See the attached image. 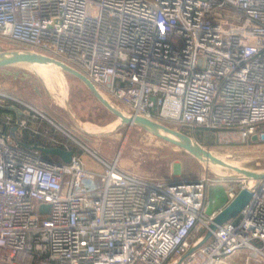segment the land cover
I'll list each match as a JSON object with an SVG mask.
<instances>
[{
  "label": "built area",
  "instance_id": "1",
  "mask_svg": "<svg viewBox=\"0 0 264 264\" xmlns=\"http://www.w3.org/2000/svg\"><path fill=\"white\" fill-rule=\"evenodd\" d=\"M0 41L75 69L128 117L264 142V0H0ZM0 102V264H227L240 251L264 264V180L236 176L208 214L210 179L129 173L28 102ZM49 125L102 171L34 149L73 151ZM244 188L248 203L211 231Z\"/></svg>",
  "mask_w": 264,
  "mask_h": 264
},
{
  "label": "rangeland",
  "instance_id": "2",
  "mask_svg": "<svg viewBox=\"0 0 264 264\" xmlns=\"http://www.w3.org/2000/svg\"><path fill=\"white\" fill-rule=\"evenodd\" d=\"M12 52L33 53L26 47L0 41V54ZM37 65L47 69L55 76L53 83L56 89L60 90L61 99L65 96L64 107L49 95L51 91H48L46 83L41 81L40 73L27 65L20 64L0 68V92L16 96L33 105L65 134L82 144L103 162L109 164L118 159V167L121 170L170 182H186L199 178L210 179L213 184L210 183L208 188L221 187L224 195L230 189H237L235 177L238 175L229 169L225 170L215 166V170L211 165L209 166L184 150L162 141L136 125L130 126L120 122L116 127L109 128L120 120L107 111L85 85L61 72L54 65ZM104 99L106 98L104 97ZM108 100L113 107L123 112L120 105L109 98ZM62 103L64 104L63 100ZM0 105H2L1 102ZM82 124L92 129H100L102 132L93 135L87 134L81 130ZM159 124L182 134L186 133L194 143L236 169H245L256 173L264 172V142L251 139L242 143L237 139H223L218 138L215 134L209 135L202 129L178 128L169 123ZM46 128L66 139L77 150L79 149L89 168L93 167L99 172L102 171V167L97 166L96 162L86 152L80 150L74 142H71L63 132L52 125ZM260 128L264 130V125ZM194 131L201 134V139ZM53 162H57V160L54 159ZM208 188L205 193L206 201H208ZM246 254L245 251H240L231 257L233 260L228 259L227 264H243ZM251 264L258 263L252 261Z\"/></svg>",
  "mask_w": 264,
  "mask_h": 264
},
{
  "label": "water",
  "instance_id": "3",
  "mask_svg": "<svg viewBox=\"0 0 264 264\" xmlns=\"http://www.w3.org/2000/svg\"><path fill=\"white\" fill-rule=\"evenodd\" d=\"M20 64H39V65L51 64V65H54V66L58 67L61 70V72L73 77L74 79L78 80L83 85H85V87L94 96V98L107 111H109L115 118H118L122 124L130 125V126L136 125V126L142 128L143 130L151 133L155 137L161 139L162 141H165L169 144H172V145L184 150L185 152H187L188 154H190L191 156H193L194 158H196L198 160L202 161L204 159V160H206V162L209 161L210 163L222 165L224 167H227V169H232V170L236 171V173H238V174H240L246 178H249V179L264 180V172L256 173V172L248 171L245 169H235V168L227 165L226 163L218 160L217 158L213 157L210 154V151L205 150L204 148L199 146L197 143L193 144V141L190 137H188L185 134L180 133L179 131L172 130V129H170V128L162 125V124H159V123L154 122V121H150V120L142 118V117H138V116L128 117V116L124 115L121 111H119L118 109L113 107L112 104H110V102H108L106 99H104L98 93V91L96 90L94 85L86 77H84L81 73H79L75 69L67 66L66 64H64L58 60H55L53 58H50V57H47L44 55H40L37 53L12 52V53H8V54H0V68L20 65ZM165 134L172 135L175 139H172V138L166 136ZM252 140L256 141V137L253 136ZM34 149L40 150V151H42L46 154H49V155L59 157L62 160V162H64V163H69L71 158L73 157V154H74L73 151H63V150L57 149V148L45 149V148L35 147ZM215 188L216 187H210L209 188V193H208L209 200H211V197L213 196L212 191ZM217 188L221 189V191H222L221 187H217ZM222 193H223V191H222ZM249 199H250V192L248 191V189L244 188V189L240 190L238 192L237 196L235 197V199L226 208H224L219 213V215H217V217L214 219L213 224L210 226L211 231H214L216 229V226L221 225V224L225 223L226 221L234 219L235 217H237L239 212L248 203ZM209 208L210 209H208V211H207L208 214H211L215 210L218 209V207L215 205L213 207H211V205H209ZM210 234H211L210 232H208L206 234L204 241H206L209 238Z\"/></svg>",
  "mask_w": 264,
  "mask_h": 264
},
{
  "label": "bare ground",
  "instance_id": "4",
  "mask_svg": "<svg viewBox=\"0 0 264 264\" xmlns=\"http://www.w3.org/2000/svg\"><path fill=\"white\" fill-rule=\"evenodd\" d=\"M22 65H27V66H29L31 69H33L34 71H36V72H38V73H40V76H41V81L43 82H45L46 83V85L48 86V88H49V90L48 91H51V94L49 93V95L54 99V100H56L57 102H59V104H62L63 105V107L65 106V96H63L62 97V99H61V96H60V90H58V89H56V87H55V85H54V83H53V80H54V78H55V76L50 72V71H48L47 69H45V68H43V67H40V66H38L37 64H22ZM56 67V66H55ZM56 68H58V67H56ZM59 69V68H58ZM60 70V69H59ZM61 71V70H60ZM103 98H104V96H102ZM61 100V101H60ZM62 100H63V102H64V104L62 103ZM116 119H118V118H116ZM120 123V121H118L117 123H115V125L114 126H111V127H109V128H114V127H116L118 124ZM81 127V130H83L85 133H87V134H90V135H93V134H97V133H99V132H102V130H96V129H92V128H89L88 126H85V125H81L80 126ZM105 131V130H104ZM166 136H168V137H170V138H172V139H175L172 135H168V134H165ZM193 144H194V142H193ZM211 154V153H210ZM212 155V154H211ZM213 156V155H212ZM214 157V156H213ZM216 158V157H215ZM219 160V159H218ZM203 162H205V163H207L209 166L211 165L213 168L215 167V166H219V167H221L222 169H225V170H228L227 169V167H224V166H222V165H219V164H215V163H210L209 161H207L206 162V160H202ZM228 165V164H227ZM230 166V165H229ZM232 167V166H231ZM234 168V167H233ZM215 170H216V168H214ZM236 169V168H235ZM229 170H231V171H233V172H235L236 173V171H234V170H232V169H229ZM238 176H242V175H240V174H238V173H236ZM221 264V263H220Z\"/></svg>",
  "mask_w": 264,
  "mask_h": 264
},
{
  "label": "trees",
  "instance_id": "5",
  "mask_svg": "<svg viewBox=\"0 0 264 264\" xmlns=\"http://www.w3.org/2000/svg\"><path fill=\"white\" fill-rule=\"evenodd\" d=\"M3 112H11V111H10V110H7V109H2V108H0V114H2ZM194 133H195V134L201 139V134L196 133L195 131H194ZM184 134L187 135L186 133H184ZM51 135H52V136H55L56 138H59V139H63V140H65L64 138L58 136L54 131H51ZM187 136H188V135H187ZM22 140H23V143H24L23 146L25 147V148H24V147H22V148H23L24 150L28 151L27 146L30 145V144L32 143V141H30V140H28V139H23V138H22ZM36 142H39V145H42V146H44V147H48V148L53 147V145H51L50 143H48L47 141H44V140H42V139H37ZM34 143H35V142H34ZM209 143H210V142H209ZM37 144H38V143H37ZM68 144H69V143H68ZM69 145H70V149L73 150L74 153H75L76 155H81L79 149L77 150V148L74 147L72 144H69ZM41 156H42L44 159H47V160H50V161H53V160L55 159V160L61 162V160H59L58 158L53 157V156L45 155V154H43V153H42Z\"/></svg>",
  "mask_w": 264,
  "mask_h": 264
},
{
  "label": "crops",
  "instance_id": "6",
  "mask_svg": "<svg viewBox=\"0 0 264 264\" xmlns=\"http://www.w3.org/2000/svg\"><path fill=\"white\" fill-rule=\"evenodd\" d=\"M7 114H10L9 112H3L2 114H0V118H2L3 116L7 115ZM81 158L82 160L84 161V163L86 164L87 161L84 160L83 158V155H81ZM91 166V165H89ZM209 190V188H208ZM209 193V191H208ZM212 197H211V200H209L208 198V194H207V198H208V201H207V207H206V212L208 211L209 208V205H211V207H213L214 205L217 206L218 208L221 207L224 203V200H225V195L222 193L221 189L219 188H215L213 191H212ZM210 211V210H209ZM216 211V210H215ZM229 260H233L231 257L229 258Z\"/></svg>",
  "mask_w": 264,
  "mask_h": 264
}]
</instances>
